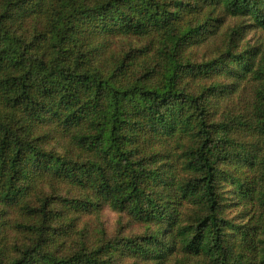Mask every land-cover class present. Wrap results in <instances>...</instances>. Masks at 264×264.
<instances>
[{"label": "trees", "instance_id": "16d2710c", "mask_svg": "<svg viewBox=\"0 0 264 264\" xmlns=\"http://www.w3.org/2000/svg\"><path fill=\"white\" fill-rule=\"evenodd\" d=\"M247 21L264 28V0H0V203L27 239L0 264H109L118 242L150 264H264V51ZM118 36L151 54L106 57ZM217 36L224 48L192 61ZM53 181L147 231L56 254V197L37 193Z\"/></svg>", "mask_w": 264, "mask_h": 264}, {"label": "rangeland", "instance_id": "374dc122", "mask_svg": "<svg viewBox=\"0 0 264 264\" xmlns=\"http://www.w3.org/2000/svg\"><path fill=\"white\" fill-rule=\"evenodd\" d=\"M235 18H227L225 28L229 33L233 27L237 26ZM247 25L244 28L243 41L261 52L264 51V28L248 25V21L243 23ZM226 41V40H224ZM112 44L107 47L104 55H110L119 60L129 52L130 49H137L140 57H144L146 52V41L134 37L118 36L112 38ZM224 42L217 36L208 41L189 47L186 52L192 53V61L202 62L204 58L212 57L218 54L224 48ZM246 44H242L240 49H245ZM223 81V80H222ZM222 83L233 85L230 81ZM231 92V91H230ZM229 92L230 101L235 102L239 94L232 95ZM54 134L51 143L53 148L62 153L65 147L62 140ZM40 195H49L56 197L54 209L57 217L54 221V228H58V234L48 242V248L54 250L56 254L66 255L78 249H94L98 246L107 247L111 242H118L120 238L134 237L147 231V225L135 216L131 215L125 209H116L108 201L97 198L93 195V190L89 187H80L67 182L53 181L44 182L37 193ZM37 196L32 194L31 199ZM66 199V201L64 200ZM79 201L83 206L76 204ZM238 210L228 209L227 217L235 219ZM15 219H19L18 213L0 203V247L6 249L7 257L14 256L15 245H21L27 241L25 234L17 232L12 225ZM60 231V232H59ZM121 250L117 252H104L103 257L109 261V264H150L143 258L137 256L133 251L123 247V242L116 244ZM14 249V250H13ZM110 251V250H109Z\"/></svg>", "mask_w": 264, "mask_h": 264}]
</instances>
